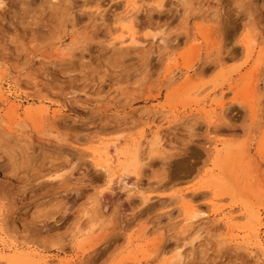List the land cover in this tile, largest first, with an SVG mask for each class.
<instances>
[{
  "label": "rangeland",
  "instance_id": "rangeland-1",
  "mask_svg": "<svg viewBox=\"0 0 264 264\" xmlns=\"http://www.w3.org/2000/svg\"><path fill=\"white\" fill-rule=\"evenodd\" d=\"M13 263L264 264V0H0Z\"/></svg>",
  "mask_w": 264,
  "mask_h": 264
},
{
  "label": "bare ground",
  "instance_id": "bare-ground-1",
  "mask_svg": "<svg viewBox=\"0 0 264 264\" xmlns=\"http://www.w3.org/2000/svg\"><path fill=\"white\" fill-rule=\"evenodd\" d=\"M160 1H162V0H160ZM135 38L134 37H132L131 36V41H133ZM133 42H135V41H133ZM132 42V43H133ZM126 49V48H125ZM132 49V48H131ZM126 50H129V49H126ZM115 56V55H114ZM123 56V55H122ZM117 58V57H116ZM101 149V148H100ZM116 152V145L115 144H113L112 146H111V148H110V145L109 146H105L104 147V149L102 150V151H99V154H100V156L104 159V161H106V162H110V163H117V166H118V168L119 169H122V170H126L127 168H130L129 166H136L137 168H139V166H141V164H142V162L140 161V159L137 157V155H135V156H132L131 158H130V160H125V161H120V156H119V154L118 153H115ZM99 158V157H98ZM112 166V165H111ZM100 167V166H99ZM104 169V168H103ZM11 187V186H10ZM5 188V187H4ZM9 189V188H8ZM5 190V189H4ZM10 191V190H9ZM40 209H42V207H41V205H40V207H37V210L36 211H38V210H40ZM27 210L28 209H26L25 211H23V213L24 212H27ZM35 211V210H34ZM22 214V213H21ZM198 214H203L202 212H196L195 214H193L192 216H191V219H195L196 217H197V215ZM193 239H191V241H192ZM190 241V242H191ZM15 246V245H14ZM13 247V246H12ZM178 249V248H177ZM180 249V248H179ZM5 252V251H4ZM177 252V251H176ZM14 253V252H13ZM13 253H12V255H13ZM176 254H178V252L176 253ZM7 256H8V254H7ZM13 258H14V255L12 256ZM11 257V258H12ZM176 257H177V255H176ZM5 258V257H4ZM174 258H175V256H174ZM8 259V258H7ZM177 259H180V257L179 258H177ZM14 260H16V259H14ZM18 260V259H17ZM176 259H174V261H175ZM5 261H7V260H5ZM172 261V260H171ZM14 264V263H13Z\"/></svg>",
  "mask_w": 264,
  "mask_h": 264
}]
</instances>
